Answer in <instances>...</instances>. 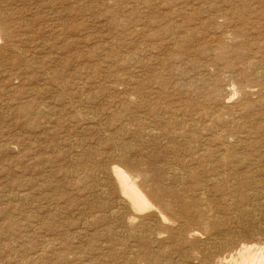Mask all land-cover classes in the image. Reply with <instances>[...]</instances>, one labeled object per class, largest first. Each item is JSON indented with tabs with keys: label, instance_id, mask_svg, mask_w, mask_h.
Returning <instances> with one entry per match:
<instances>
[{
	"label": "rangeland",
	"instance_id": "rangeland-1",
	"mask_svg": "<svg viewBox=\"0 0 264 264\" xmlns=\"http://www.w3.org/2000/svg\"><path fill=\"white\" fill-rule=\"evenodd\" d=\"M263 186L264 0H0V264H229Z\"/></svg>",
	"mask_w": 264,
	"mask_h": 264
},
{
	"label": "bare ground",
	"instance_id": "bare-ground-1",
	"mask_svg": "<svg viewBox=\"0 0 264 264\" xmlns=\"http://www.w3.org/2000/svg\"><path fill=\"white\" fill-rule=\"evenodd\" d=\"M129 79V78H128ZM241 89V87H240ZM125 96V95H124ZM113 172L117 176L123 191L131 195L133 206L136 211H141L147 208H154L147 196L139 189L134 179L125 170L115 167ZM114 175V176H115ZM117 180V179H116ZM263 182V181H262ZM259 182L258 185L261 183ZM262 187V186H261ZM260 187V188H261ZM264 187V186H263ZM263 191V190H262ZM262 196V195H261ZM260 197V196H259ZM263 197V196H262ZM150 198V197H149ZM155 198V197H154ZM160 199V198H156ZM262 200V199H261ZM155 201V200H154ZM162 206V205H161ZM257 206V205H256ZM134 211V210H133ZM135 211V212H136ZM165 211V210H164ZM166 212V211H165ZM138 214V213H137ZM168 217V216H167ZM166 220V217L162 215ZM174 218V217H173ZM182 222V221H181ZM178 229V228H177ZM189 233V232H188ZM203 233V232H202ZM209 233V232H208ZM207 234V232H206ZM183 235V234H182ZM196 237V236H195ZM194 240V239H193ZM231 240V239H230ZM229 243V242H228ZM217 249V248H216ZM213 250V249H212ZM238 250V249H237ZM214 251V250H213ZM225 251V250H224ZM207 252V251H206ZM209 252V251H208ZM226 253V252H225ZM209 255V253H207ZM207 256V255H206ZM198 257V256H197ZM212 257V256H211ZM209 258V256L207 257ZM206 258V259H207ZM207 261V260H206ZM209 261V259H208ZM223 263V262H222ZM206 264V263H205ZM229 264H264V248L260 245H243L239 250L229 258Z\"/></svg>",
	"mask_w": 264,
	"mask_h": 264
}]
</instances>
